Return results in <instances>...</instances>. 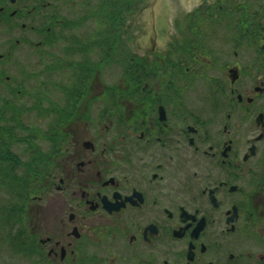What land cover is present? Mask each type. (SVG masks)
Listing matches in <instances>:
<instances>
[{
  "label": "flooded vegetation",
  "instance_id": "1",
  "mask_svg": "<svg viewBox=\"0 0 264 264\" xmlns=\"http://www.w3.org/2000/svg\"><path fill=\"white\" fill-rule=\"evenodd\" d=\"M0 260L264 264V0H0Z\"/></svg>",
  "mask_w": 264,
  "mask_h": 264
},
{
  "label": "rangeland",
  "instance_id": "2",
  "mask_svg": "<svg viewBox=\"0 0 264 264\" xmlns=\"http://www.w3.org/2000/svg\"><path fill=\"white\" fill-rule=\"evenodd\" d=\"M144 43H146V46L145 47H143L141 50H140V52H138V53H143V54H145V52H146V50L148 51V50H150V46H151V41L149 40V39H146L145 41H144ZM148 54H150V52L149 53H147V55ZM16 70H15V74H16ZM49 79V84H50V87L51 86H53V84H54V82L58 79V77H55V76H51L50 78H48ZM47 83V84H48ZM53 83V84H52ZM30 84H32L31 86H36V85H38V83L36 82V81H32V82H30ZM31 86H29L30 88H32ZM49 87V88H50ZM0 264H6L5 263V261H2V260H0ZM17 264H21V263H17Z\"/></svg>",
  "mask_w": 264,
  "mask_h": 264
},
{
  "label": "trees",
  "instance_id": "3",
  "mask_svg": "<svg viewBox=\"0 0 264 264\" xmlns=\"http://www.w3.org/2000/svg\"><path fill=\"white\" fill-rule=\"evenodd\" d=\"M55 137H56V134H55L53 126L51 125L50 130H48L46 133V138L51 140V141H54Z\"/></svg>",
  "mask_w": 264,
  "mask_h": 264
}]
</instances>
